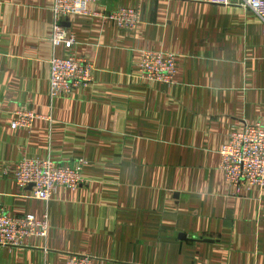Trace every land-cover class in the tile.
Segmentation results:
<instances>
[{
    "label": "crops",
    "instance_id": "crops-1",
    "mask_svg": "<svg viewBox=\"0 0 264 264\" xmlns=\"http://www.w3.org/2000/svg\"><path fill=\"white\" fill-rule=\"evenodd\" d=\"M52 0H0V209L46 217L45 237L0 245V264H264V188L229 186L220 149L264 122L262 24L239 0H90L59 24ZM134 8V30L106 15ZM171 52L178 75L152 83L138 49ZM91 55L93 79L49 93L51 56ZM20 108L37 114L12 128ZM78 165L83 182L47 201L19 188L24 158Z\"/></svg>",
    "mask_w": 264,
    "mask_h": 264
},
{
    "label": "built area",
    "instance_id": "built-area-1",
    "mask_svg": "<svg viewBox=\"0 0 264 264\" xmlns=\"http://www.w3.org/2000/svg\"><path fill=\"white\" fill-rule=\"evenodd\" d=\"M90 0H52L55 24L51 26L49 39L54 45L72 47L75 37L59 22L69 16L89 15ZM224 1L227 0H214ZM242 7L249 9L262 24L264 41V0H239ZM115 20L118 27L134 30L138 24V12L134 8H120L106 15ZM136 69L149 83H171L178 75L175 55L171 52L138 49ZM49 65V93L51 96L68 94L78 86L86 87L93 79L94 60L91 55L69 54L51 56ZM37 114L20 108L10 123L12 128L30 126ZM220 169L226 183L237 187L242 183L264 188V122L246 124L229 132L220 151ZM12 177L19 188L31 186L30 196L47 201L58 187L75 188L83 182L84 173L78 165L59 163L49 157L24 158L16 162ZM48 230L46 217L33 214L13 215L0 209V245L20 244L30 236L45 237ZM67 264H92L88 256H72Z\"/></svg>",
    "mask_w": 264,
    "mask_h": 264
}]
</instances>
